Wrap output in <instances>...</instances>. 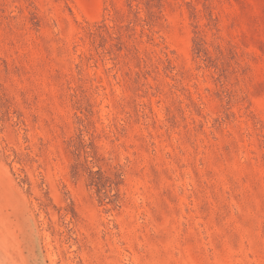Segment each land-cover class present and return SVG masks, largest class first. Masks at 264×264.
<instances>
[{
	"label": "rangeland",
	"instance_id": "374dc122",
	"mask_svg": "<svg viewBox=\"0 0 264 264\" xmlns=\"http://www.w3.org/2000/svg\"><path fill=\"white\" fill-rule=\"evenodd\" d=\"M0 264H264V0H0Z\"/></svg>",
	"mask_w": 264,
	"mask_h": 264
}]
</instances>
